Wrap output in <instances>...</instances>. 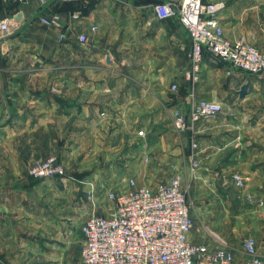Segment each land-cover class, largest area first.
<instances>
[{
    "label": "crops",
    "instance_id": "1",
    "mask_svg": "<svg viewBox=\"0 0 264 264\" xmlns=\"http://www.w3.org/2000/svg\"><path fill=\"white\" fill-rule=\"evenodd\" d=\"M165 1L32 0L14 9L0 0V22L18 27L0 31V264H83L82 225L115 209L109 192L177 173L191 188L193 243L215 248L220 236L243 261L233 247L243 223L264 255V73L207 53L199 79L188 80L190 33L178 17L158 18L155 5ZM218 1L225 36L264 50V0H204ZM52 13L64 27L38 31L35 17ZM192 89L223 111L178 131L173 110L189 111ZM50 156L66 175L32 176ZM230 217L234 236L223 225Z\"/></svg>",
    "mask_w": 264,
    "mask_h": 264
},
{
    "label": "built area",
    "instance_id": "2",
    "mask_svg": "<svg viewBox=\"0 0 264 264\" xmlns=\"http://www.w3.org/2000/svg\"><path fill=\"white\" fill-rule=\"evenodd\" d=\"M39 1L41 5L47 3V0ZM224 7L223 1L204 0H170L155 5L158 18L178 17L190 33L191 67L185 71L188 80L199 79L207 53L234 68L264 73V50L249 41H233L225 36L218 18ZM40 20L49 27H64L56 13L42 15ZM10 23L8 18L0 22L1 33H10ZM96 28L92 27L93 30ZM63 38L64 34H60V39ZM87 38L85 34L79 35L82 42ZM171 89L177 91L178 84L173 83ZM190 96L191 106L187 113L178 108L173 110V125L178 131L190 129L201 119H213L223 111L222 103L196 98L193 89ZM143 134V130L139 131V135ZM197 146L193 141L192 147ZM191 167L193 170L200 167L195 153H192ZM29 172L34 177L51 178L66 175V168L56 156H50L36 161ZM232 181L240 188L245 185L240 174H235ZM128 185L125 191L108 193L115 204L109 215L94 214L82 225L83 264H264V255L258 252L256 238L252 235L242 239V252L246 256L243 261H238L234 248L219 237H216L219 246L215 248L189 239L195 223L181 174L177 173L155 187L139 185L133 178L129 179Z\"/></svg>",
    "mask_w": 264,
    "mask_h": 264
},
{
    "label": "rangeland",
    "instance_id": "3",
    "mask_svg": "<svg viewBox=\"0 0 264 264\" xmlns=\"http://www.w3.org/2000/svg\"><path fill=\"white\" fill-rule=\"evenodd\" d=\"M32 1V0H31ZM6 2H12V4L13 5H15V7H14V9L16 8H18V7H21L20 5H28L29 4V2H25V3H21L20 5L19 4H17V3H14V0H6ZM41 16L42 15H39V16H36L35 17V23H36V29L38 30V31H40V32H42L43 30L45 31V30H47V29H53V27H49V26H47V25H44L42 22H41V20H40V18H41ZM18 27L16 26V28L15 29H17ZM22 28H20V30H21ZM20 30H18V31H20ZM21 35H18V37H19V41H20V43H19V45H21L22 44V42L24 41V39L22 38V36L20 37ZM247 41V40H246ZM255 45V44H254ZM257 46V45H256ZM172 90V89H171ZM172 93V92H171ZM184 185H185V188L187 189V194L189 195V192H190V184H188V183H185V181H184ZM247 204V203H246ZM196 219V218H195ZM222 220V219H221ZM223 225L225 226V231H227L229 234H231V236L233 235H236L235 234V231H234V229L237 227L236 225L237 224H235V220L233 221V220H231V217L230 218H227L226 220H224L223 221ZM243 226V223H240V227H239V233H241L240 235H242V233L243 232H247L245 229H244V227H242ZM242 227V228H241ZM210 231H212V230H210L209 229V232ZM220 232V231H219ZM248 234V232L247 233H245V234H243L241 237H240V235L238 236V238H236V240L234 241L235 243L233 244V247H239L240 249H242V239L244 238V236H246ZM215 237H218L217 235L215 236ZM220 237V236H219Z\"/></svg>",
    "mask_w": 264,
    "mask_h": 264
},
{
    "label": "water",
    "instance_id": "4",
    "mask_svg": "<svg viewBox=\"0 0 264 264\" xmlns=\"http://www.w3.org/2000/svg\"><path fill=\"white\" fill-rule=\"evenodd\" d=\"M21 16H22V13L18 14L17 15L18 19L17 20H19V18H21ZM15 28H16V25L13 26V27H11V30H13ZM246 90H247V85H245L244 87H242V89L240 91L241 95H244L246 93Z\"/></svg>",
    "mask_w": 264,
    "mask_h": 264
},
{
    "label": "trees",
    "instance_id": "5",
    "mask_svg": "<svg viewBox=\"0 0 264 264\" xmlns=\"http://www.w3.org/2000/svg\"><path fill=\"white\" fill-rule=\"evenodd\" d=\"M14 2L17 3V4H21L20 2H18V1H16V0H14Z\"/></svg>",
    "mask_w": 264,
    "mask_h": 264
}]
</instances>
